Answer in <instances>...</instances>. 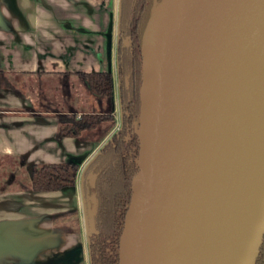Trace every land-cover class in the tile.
<instances>
[{"label":"water","instance_id":"obj_1","mask_svg":"<svg viewBox=\"0 0 264 264\" xmlns=\"http://www.w3.org/2000/svg\"><path fill=\"white\" fill-rule=\"evenodd\" d=\"M140 50L138 169L117 264H255L264 186L238 243L231 221L264 150V0H154Z\"/></svg>","mask_w":264,"mask_h":264},{"label":"crops","instance_id":"obj_2","mask_svg":"<svg viewBox=\"0 0 264 264\" xmlns=\"http://www.w3.org/2000/svg\"><path fill=\"white\" fill-rule=\"evenodd\" d=\"M118 9L119 0H0V72L11 82L0 86V264H88L81 169L109 135L56 140L55 114L74 110L39 108L33 85L50 94L49 78L63 77L75 92L76 72L108 71L118 103ZM64 161L79 163L73 186L31 189L34 164Z\"/></svg>","mask_w":264,"mask_h":264},{"label":"trees","instance_id":"obj_3","mask_svg":"<svg viewBox=\"0 0 264 264\" xmlns=\"http://www.w3.org/2000/svg\"><path fill=\"white\" fill-rule=\"evenodd\" d=\"M154 0H119L117 19L116 80L120 123L97 153L85 165L81 184L85 214L94 208L93 228L88 237L90 264H117L119 237L131 197V179L138 169L139 140L135 132L140 111L142 81L141 37ZM129 41L128 44L125 41ZM93 95L111 102L112 75L108 71H79ZM0 86L11 87L4 72ZM56 140L95 134L102 123L111 120L109 111L59 112L55 114ZM79 170L75 162L34 164L31 188L56 191L74 185ZM94 198V201L92 200ZM255 264H264V237Z\"/></svg>","mask_w":264,"mask_h":264},{"label":"rangeland","instance_id":"obj_4","mask_svg":"<svg viewBox=\"0 0 264 264\" xmlns=\"http://www.w3.org/2000/svg\"><path fill=\"white\" fill-rule=\"evenodd\" d=\"M52 79L54 80L51 82L52 87L50 88V94H47L48 91L45 88L49 85L48 83L37 82L38 86L33 85V87L35 86L34 89L37 90V95L43 96L41 101L42 104L38 106L39 108L44 109L45 107L59 110L61 107V109H72L74 112L81 111L82 113L104 112L108 109L112 111V118L110 121L102 123V128L96 133L97 138L100 140L106 135V133H108L107 135H110L115 130L120 117V111L119 103L115 102L113 91V98H111L110 102L106 97L93 95L89 91L85 80L80 76L74 77L75 83L80 85L75 92L72 91L70 81H67L66 78H49V80ZM53 92H55V95Z\"/></svg>","mask_w":264,"mask_h":264},{"label":"bare ground","instance_id":"obj_5","mask_svg":"<svg viewBox=\"0 0 264 264\" xmlns=\"http://www.w3.org/2000/svg\"><path fill=\"white\" fill-rule=\"evenodd\" d=\"M263 186L264 150L259 152L256 158L250 163L247 170L246 181L242 185L239 193V201L237 204L238 215L231 221L234 242L236 243L245 238V232L248 228V219L253 216V211L263 190Z\"/></svg>","mask_w":264,"mask_h":264},{"label":"flooded vegetation","instance_id":"obj_6","mask_svg":"<svg viewBox=\"0 0 264 264\" xmlns=\"http://www.w3.org/2000/svg\"><path fill=\"white\" fill-rule=\"evenodd\" d=\"M116 46H117V42H116ZM82 136H96L97 137V134L95 133V134H92V133H89V134H86V135H82ZM79 137V136H78ZM109 138V136L106 138V140ZM105 140V141H106ZM104 141V142H105ZM103 142V143H104ZM102 143V144H103ZM101 144V145H102ZM101 145H100V147H101ZM100 147L98 148V150L100 149ZM97 150V151H98ZM97 151L96 152H94L89 158H88V160L86 161V163H85V165L88 163V161L97 153ZM85 165L83 166V168L81 169V178H82V172H83V169H84V167H85ZM79 171H80V167H79V170H78V173H79ZM78 173H77V175H78ZM32 178V177H31ZM76 178H77V176H76ZM81 178H80V180H81ZM75 181H76V179H75ZM30 184H31V179H30ZM75 184V183H74ZM73 186V185H72ZM80 189H81V196H82V200H83V205H84V209H86L85 207V202H84V196H83V190H82V184H81V182H80ZM30 187H31V185H30ZM32 189V188H31ZM33 190V189H32ZM89 211V210H88ZM87 252H88V264H90V259H89V251H88V237H87Z\"/></svg>","mask_w":264,"mask_h":264}]
</instances>
